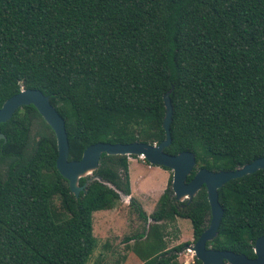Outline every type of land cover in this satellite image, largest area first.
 Wrapping results in <instances>:
<instances>
[{
  "label": "trees",
  "instance_id": "16d2710c",
  "mask_svg": "<svg viewBox=\"0 0 264 264\" xmlns=\"http://www.w3.org/2000/svg\"><path fill=\"white\" fill-rule=\"evenodd\" d=\"M22 89L49 96L65 121L69 161L97 143L160 144L169 92L164 152L195 155L186 182L199 169L234 171L264 157V0H0V108ZM0 132V264H87L97 246L93 214L131 194L128 158L102 155L93 175L115 190L84 178L76 198L33 106ZM218 199L223 217L207 247L254 258L264 170L225 184ZM136 211L153 223L139 236L148 243L137 255L143 264H180L189 248L168 249L163 224L189 221L195 243L210 220L205 188L178 202L171 179L151 215Z\"/></svg>",
  "mask_w": 264,
  "mask_h": 264
},
{
  "label": "water",
  "instance_id": "95a60500",
  "mask_svg": "<svg viewBox=\"0 0 264 264\" xmlns=\"http://www.w3.org/2000/svg\"><path fill=\"white\" fill-rule=\"evenodd\" d=\"M165 114L162 127L165 139L158 145H148L134 142L131 144H106L97 143L87 147L79 161H69V145L65 129V121L59 115L56 108L50 103L49 96H45L39 90L22 89L18 94L7 99L0 108V124L6 123L14 113L23 107L33 106L44 122L54 133L57 148L56 170L68 183L69 190L76 198L86 188V184L80 186V179L88 178V182L98 181L110 189L115 188L93 173L97 170L102 155L137 157L143 159L150 166L166 169L172 172L171 190L173 197L178 202L187 200L188 203L197 195L202 187L205 188L207 201L210 208V220L208 227L202 232L197 241L190 248L194 257L202 264H264V236L258 238L253 247L254 258L249 259L243 254L231 251H220L208 248L207 244L213 241L218 233L223 217V208L218 199V190L232 180L254 174L264 170V157L254 160L252 163L237 168L234 171L210 172L199 169L193 178L186 182L196 167L195 155L191 152H182L176 156L164 152L171 143L170 125L172 122V106L169 92L163 97ZM6 142V138L0 132V141ZM120 200L126 197L119 193Z\"/></svg>",
  "mask_w": 264,
  "mask_h": 264
},
{
  "label": "rangeland",
  "instance_id": "374dc122",
  "mask_svg": "<svg viewBox=\"0 0 264 264\" xmlns=\"http://www.w3.org/2000/svg\"><path fill=\"white\" fill-rule=\"evenodd\" d=\"M4 168L5 165L0 162V172ZM128 174L130 198L134 204L131 206L128 198H122L114 209L93 214V236L97 246L87 264H94L100 259L103 264H143L137 255L147 251L148 243L139 236L144 238L153 223L150 219L147 222L141 220L136 208L146 216L151 215L169 180L172 181V172L147 165L136 157L128 162ZM56 204L58 206V201ZM163 227L168 249L190 243L189 248L179 255L178 262L193 264L194 254L190 248L194 243L190 222L176 219L173 223L163 224Z\"/></svg>",
  "mask_w": 264,
  "mask_h": 264
},
{
  "label": "crops",
  "instance_id": "0c3cea01",
  "mask_svg": "<svg viewBox=\"0 0 264 264\" xmlns=\"http://www.w3.org/2000/svg\"><path fill=\"white\" fill-rule=\"evenodd\" d=\"M129 160H130V158H128V162H129ZM153 167V166H152ZM148 168H149V166H148ZM157 168V167H156ZM158 169H160V168H158ZM146 187V186H145ZM147 188V187H146ZM129 198H130V196H129Z\"/></svg>",
  "mask_w": 264,
  "mask_h": 264
},
{
  "label": "built area",
  "instance_id": "2783aa9c",
  "mask_svg": "<svg viewBox=\"0 0 264 264\" xmlns=\"http://www.w3.org/2000/svg\"><path fill=\"white\" fill-rule=\"evenodd\" d=\"M143 160V159H142ZM144 161V160H143Z\"/></svg>",
  "mask_w": 264,
  "mask_h": 264
}]
</instances>
